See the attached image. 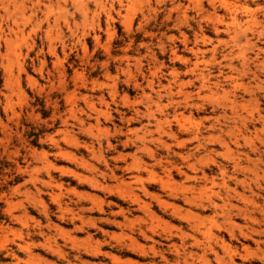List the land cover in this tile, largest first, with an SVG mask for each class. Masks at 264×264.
<instances>
[{
    "label": "rangeland",
    "instance_id": "374dc122",
    "mask_svg": "<svg viewBox=\"0 0 264 264\" xmlns=\"http://www.w3.org/2000/svg\"><path fill=\"white\" fill-rule=\"evenodd\" d=\"M0 264H264V0H0Z\"/></svg>",
    "mask_w": 264,
    "mask_h": 264
},
{
    "label": "bare ground",
    "instance_id": "6f19581e",
    "mask_svg": "<svg viewBox=\"0 0 264 264\" xmlns=\"http://www.w3.org/2000/svg\"><path fill=\"white\" fill-rule=\"evenodd\" d=\"M250 16V15H249ZM254 17V16H253ZM252 18V17H251ZM242 30V29H241ZM246 32V31H245ZM143 94V93H142ZM150 112V111H149ZM188 179V178H187ZM163 204H164V202H163ZM146 206V205H145ZM234 206V205H233ZM160 208V207H159ZM198 240V239H197Z\"/></svg>",
    "mask_w": 264,
    "mask_h": 264
}]
</instances>
